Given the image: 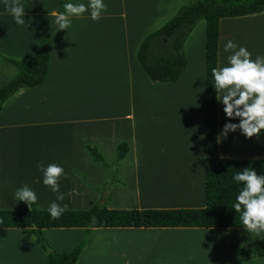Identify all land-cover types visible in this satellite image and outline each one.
Wrapping results in <instances>:
<instances>
[{"label":"crops","instance_id":"crops-1","mask_svg":"<svg viewBox=\"0 0 264 264\" xmlns=\"http://www.w3.org/2000/svg\"><path fill=\"white\" fill-rule=\"evenodd\" d=\"M187 1L103 0L107 11L98 21L91 19L90 10L69 17L70 27L59 30L50 46L44 81L19 88L0 108V209L22 208L15 192L25 184L35 191L34 204L40 209L53 201L67 209H88L95 203L108 209L205 206V20L183 42L186 68L176 81L151 82L136 58L142 39ZM59 3L32 0L34 7L24 8L22 29L0 33V53L30 57L49 31ZM80 3L88 5L89 0L74 4ZM5 15H0V27L15 22L13 15ZM229 40L246 47L253 59L264 56V10L220 18L218 67L228 64L231 52L224 46ZM17 72L15 65L0 60V86ZM223 108L218 102L219 155L264 158L262 133L251 139L240 130L221 135L226 123L240 122L229 120ZM121 142L129 149L101 199L110 169L96 163L87 146L96 147L112 167ZM153 148L155 155H149ZM41 163L63 167V201L44 185ZM42 233L64 254L80 241L83 228L46 227ZM262 237L264 231L245 227L100 226L89 233L75 264H213L218 258L233 264L231 243L249 248ZM0 264H48V259L29 233L0 227ZM242 264H264V255Z\"/></svg>","mask_w":264,"mask_h":264},{"label":"trees","instance_id":"trees-1","mask_svg":"<svg viewBox=\"0 0 264 264\" xmlns=\"http://www.w3.org/2000/svg\"><path fill=\"white\" fill-rule=\"evenodd\" d=\"M77 0H60L52 18L49 31L40 39L34 53L25 59L6 57L0 60L15 65L17 74L0 86V108L16 90L42 83L48 72L50 46L58 36L56 16L65 11V3ZM264 10V0H189L166 23L148 33L140 42L137 61L151 82H174L186 68L182 45L194 25L205 20V197L206 204L199 208H147L108 209L95 203L88 209H67L59 219H53L48 209L22 201L20 209H0V227H17L30 234L46 253L48 264H75L80 251L94 227H244L241 213L233 209L236 197L243 187L234 175L247 167L264 174V158L234 159L221 157L218 152V101L214 88L212 69L218 67L219 20L227 16H240ZM264 139V132H262ZM87 149L92 159L110 169V177L101 190L106 191L116 174L118 160L124 157L129 147L125 142L117 146L116 158L110 167L94 146ZM82 227L80 241L68 253H59L45 239L42 229L46 227ZM233 264H242L255 256L264 255V237L254 246L245 248L231 243ZM156 264V263H150Z\"/></svg>","mask_w":264,"mask_h":264},{"label":"clouds","instance_id":"clouds-1","mask_svg":"<svg viewBox=\"0 0 264 264\" xmlns=\"http://www.w3.org/2000/svg\"><path fill=\"white\" fill-rule=\"evenodd\" d=\"M4 2L15 22L24 25L25 12L20 0ZM63 7L65 11L56 16L57 31L70 27L69 17L82 16L90 10L91 19L98 21L102 18V12L107 11L103 0H89L88 5L69 2ZM224 51L231 52L227 57V66L212 69L216 99L224 105L223 111L229 120L239 118L240 122L226 123L221 135L226 137L229 132L240 130L248 139L259 137L264 132V56L253 59L246 47L238 46L231 40L224 46ZM39 167L43 173L44 185L57 193V201H63L66 194L60 191L59 186V180L64 175L63 167L56 163H51L46 168L41 163ZM233 179L243 184L233 205V209L241 213L243 226L249 232L264 231V174H258L255 169L247 167L238 171ZM67 195L70 197L72 192ZM15 198L25 202L30 208L37 201L35 191L26 184L16 190ZM67 207V204L61 206L53 201L48 211L53 219H59Z\"/></svg>","mask_w":264,"mask_h":264},{"label":"rangeland","instance_id":"rangeland-1","mask_svg":"<svg viewBox=\"0 0 264 264\" xmlns=\"http://www.w3.org/2000/svg\"><path fill=\"white\" fill-rule=\"evenodd\" d=\"M22 6H23V8H33L34 7V5L32 4V0L29 2V3H26V4H22V3H20ZM3 13H5V14H7V15H12L11 13H9L7 10H6V7H5V3H3L1 0H0V15H2V16H4V17H8V16H6L5 14H3ZM29 17V16H28ZM10 18V17H9ZM11 18H14L13 16L11 17ZM25 20V22H27V20L26 19H24ZM202 21H204V20H202ZM16 22H13L12 24H11V26L9 25V27H6V26H3V27H0V33H2L3 35H5L6 34V32L7 33H9V32H11V33H13V31L15 30V29H17V28H21L22 29V26L23 25H19V24H17ZM11 27V28H10ZM198 35H199V32H198V30H196V32H195V39H197L198 38ZM238 124V123H237ZM155 148H153V149H151V151H150V154L149 155H155ZM107 192H108V189H107ZM105 193H106V191H102V197H101V199L103 198V196L105 195ZM100 199V200H101ZM220 251V250H219ZM213 264H225V262H224V259L222 258H218V259H216V260H214L213 261Z\"/></svg>","mask_w":264,"mask_h":264}]
</instances>
